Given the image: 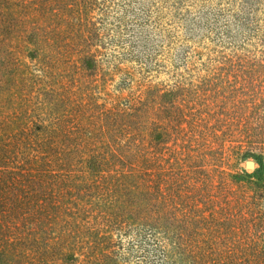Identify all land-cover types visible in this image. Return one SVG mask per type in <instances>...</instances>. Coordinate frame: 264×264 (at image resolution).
Returning a JSON list of instances; mask_svg holds the SVG:
<instances>
[{
  "label": "trees",
  "instance_id": "1",
  "mask_svg": "<svg viewBox=\"0 0 264 264\" xmlns=\"http://www.w3.org/2000/svg\"><path fill=\"white\" fill-rule=\"evenodd\" d=\"M0 264H264V0H0Z\"/></svg>",
  "mask_w": 264,
  "mask_h": 264
},
{
  "label": "water",
  "instance_id": "2",
  "mask_svg": "<svg viewBox=\"0 0 264 264\" xmlns=\"http://www.w3.org/2000/svg\"><path fill=\"white\" fill-rule=\"evenodd\" d=\"M245 168L246 169H254V161H252V160H246L245 161Z\"/></svg>",
  "mask_w": 264,
  "mask_h": 264
},
{
  "label": "rangeland",
  "instance_id": "3",
  "mask_svg": "<svg viewBox=\"0 0 264 264\" xmlns=\"http://www.w3.org/2000/svg\"><path fill=\"white\" fill-rule=\"evenodd\" d=\"M253 161V160H252ZM242 168H244L248 173H253L255 171V169L257 168V164L254 162V169H246L245 168V161L241 163L240 165Z\"/></svg>",
  "mask_w": 264,
  "mask_h": 264
}]
</instances>
